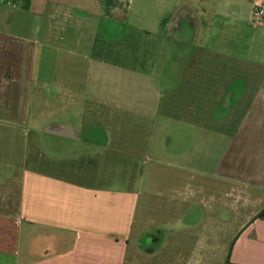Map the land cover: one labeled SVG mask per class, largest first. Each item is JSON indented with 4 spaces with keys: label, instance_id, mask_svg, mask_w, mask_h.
<instances>
[{
    "label": "rangeland",
    "instance_id": "374dc122",
    "mask_svg": "<svg viewBox=\"0 0 264 264\" xmlns=\"http://www.w3.org/2000/svg\"><path fill=\"white\" fill-rule=\"evenodd\" d=\"M66 1L6 9L2 26L26 41L0 34V161L46 171L66 148L45 132L67 126L145 132L142 156L119 153L116 166L118 188L130 162L147 168L139 239L152 249L161 240L164 262L226 264L243 219L238 195L247 208L259 194L241 183L264 173L252 160L262 148L244 134L264 132V14L255 24L251 0H136L133 12L103 19ZM181 6L193 15L182 30L172 21Z\"/></svg>",
    "mask_w": 264,
    "mask_h": 264
},
{
    "label": "crops",
    "instance_id": "0c3cea01",
    "mask_svg": "<svg viewBox=\"0 0 264 264\" xmlns=\"http://www.w3.org/2000/svg\"><path fill=\"white\" fill-rule=\"evenodd\" d=\"M85 1L98 10L88 12L110 19L111 15L133 12L136 0H77L84 6ZM258 1L264 8V0H251L252 7ZM32 4L45 11L68 3L0 0V34L26 41L23 36L8 32L2 24L9 21L5 19L6 9L29 10ZM188 8L181 6L172 17L181 30L183 21L193 16ZM67 55L79 56L70 50ZM95 62L106 64L98 59ZM220 66L224 72L225 68ZM249 109L244 121L249 119L252 105ZM181 119L194 122L191 118ZM67 128V132H45L50 135L48 141L62 143L66 148L61 151V160H55L53 154L46 161V171L40 169L41 164L38 168L20 169L0 161V264H201L187 257L183 262L180 258L164 262L158 259L164 245L161 240L155 239L158 245L152 249L139 239L145 231L143 217L149 203L143 189L147 168L139 170L136 165L133 172L136 163L130 162L127 178L119 179V188L116 185L117 155L126 153L133 160L142 156L140 149L147 134L76 132ZM244 134L252 136L253 145L262 148L254 151L252 160L256 169H264V132ZM116 138H120L121 144ZM155 164L158 170L169 166L158 159ZM244 185L241 183V191L258 192V199L249 200L246 208V197L238 195L243 219L233 231V246L226 264H264V219L257 218L264 210V173H255L251 183L246 184L249 187Z\"/></svg>",
    "mask_w": 264,
    "mask_h": 264
},
{
    "label": "built area",
    "instance_id": "2783aa9c",
    "mask_svg": "<svg viewBox=\"0 0 264 264\" xmlns=\"http://www.w3.org/2000/svg\"><path fill=\"white\" fill-rule=\"evenodd\" d=\"M264 14V8L262 6V4L258 1L254 7V11L252 14V19L254 21L255 24H258L261 22V18Z\"/></svg>",
    "mask_w": 264,
    "mask_h": 264
},
{
    "label": "trees",
    "instance_id": "16d2710c",
    "mask_svg": "<svg viewBox=\"0 0 264 264\" xmlns=\"http://www.w3.org/2000/svg\"><path fill=\"white\" fill-rule=\"evenodd\" d=\"M177 118H179V117H177ZM179 119H181V118H179ZM194 121H196V122H202V119L195 118ZM257 218H263L264 219V210L257 216Z\"/></svg>",
    "mask_w": 264,
    "mask_h": 264
}]
</instances>
